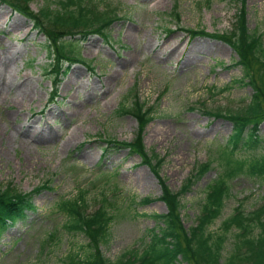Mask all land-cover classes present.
Returning <instances> with one entry per match:
<instances>
[{
  "label": "rangeland",
  "instance_id": "1",
  "mask_svg": "<svg viewBox=\"0 0 264 264\" xmlns=\"http://www.w3.org/2000/svg\"><path fill=\"white\" fill-rule=\"evenodd\" d=\"M99 10L116 16L104 30L76 39L74 50L84 62H65L56 78L45 37L31 21L0 2V188L34 192L37 211L9 227L0 237V264H57L86 241L63 227L64 214L53 208L60 198L85 191L88 209L101 193L116 200L119 211L109 224V238L100 248L115 261L140 248L153 213L167 206L159 179L178 191L198 163L216 156L232 123L210 111H235L252 93L249 85L232 83L242 76L234 50L224 41L190 37L184 29L226 33L232 29L240 0H92ZM57 0H32L38 12ZM246 27L261 35L264 45V0H244ZM226 85L230 88L221 90ZM138 98L151 107L152 118L141 131V141L156 173L128 147L102 155L106 139L130 142L138 123L120 113ZM258 133L264 137V121ZM246 157L264 156V143L242 150ZM217 161L203 175L192 178L180 195L184 228L196 221L206 185L218 173ZM221 216L208 230L220 231V222L241 202L245 210L260 203L264 180L239 174L229 181ZM144 197L152 199L142 204ZM115 209V208H113ZM55 236L42 245L48 233ZM231 235V234H230ZM231 236L223 253L229 249ZM179 264H188L185 261Z\"/></svg>",
  "mask_w": 264,
  "mask_h": 264
},
{
  "label": "trees",
  "instance_id": "2",
  "mask_svg": "<svg viewBox=\"0 0 264 264\" xmlns=\"http://www.w3.org/2000/svg\"><path fill=\"white\" fill-rule=\"evenodd\" d=\"M32 0H0L14 12L19 13L32 23V27L45 37L49 56V66L55 78L64 70L65 62H84L74 50L76 39L97 33L105 35L104 30L116 16L99 10L92 0H57L58 7L44 5L38 12H33L29 3ZM190 37L207 36L227 43L236 53L233 63L241 67L242 76L232 83L249 85L252 93L249 100L235 111L203 112L214 117H225L232 123V132L226 142L216 150V156L198 163L193 175L176 192L171 191L162 179V194L158 198L167 206L165 213H153L156 225L149 229L147 238L140 248L122 254L117 260L110 261L101 251V244L109 238V224L116 218L111 211H119L116 200L102 192L94 209H88L85 191L80 190L70 199L60 198L53 204L55 210L65 215L63 227L74 235H82L86 241L80 250L68 252L57 264H264V193L261 201L251 210H245L241 202L232 213L220 222V231L213 234L208 227L221 216L226 198L229 197V181L239 174H249L264 180V156L246 157L239 155L242 150H254L264 143V137L258 133L259 125L264 121V45L261 35L250 32L246 27L244 0L235 12L230 32L209 33L204 29H184ZM75 40V41H74ZM230 88L226 85L221 90ZM152 108L145 107L135 98L127 108L121 107L120 113L131 114L138 123V135L130 142L106 139L102 155L110 149L128 147L130 152L141 153L142 161L156 173L155 164L151 163L141 141V131L152 118ZM217 161V176L206 185L204 197L200 203L195 223L184 228L180 215V195L188 189L192 178L203 175ZM46 185L23 192L6 184L0 188V237L17 222H24L27 215L37 211L32 195ZM152 199L144 197L140 203L146 204ZM115 208V209H113ZM231 234V235H230ZM55 236L48 233L45 242ZM231 236L226 253L227 240ZM37 264H53L39 262Z\"/></svg>",
  "mask_w": 264,
  "mask_h": 264
}]
</instances>
